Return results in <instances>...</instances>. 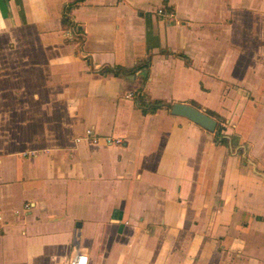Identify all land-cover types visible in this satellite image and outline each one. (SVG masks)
<instances>
[{
	"label": "crops",
	"instance_id": "crops-1",
	"mask_svg": "<svg viewBox=\"0 0 264 264\" xmlns=\"http://www.w3.org/2000/svg\"><path fill=\"white\" fill-rule=\"evenodd\" d=\"M76 254L264 264V0H0V264Z\"/></svg>",
	"mask_w": 264,
	"mask_h": 264
},
{
	"label": "water",
	"instance_id": "water-1",
	"mask_svg": "<svg viewBox=\"0 0 264 264\" xmlns=\"http://www.w3.org/2000/svg\"><path fill=\"white\" fill-rule=\"evenodd\" d=\"M170 112L174 115L186 117L209 131L215 129L216 120L204 110L191 104L174 102L170 107Z\"/></svg>",
	"mask_w": 264,
	"mask_h": 264
},
{
	"label": "built area",
	"instance_id": "built-area-1",
	"mask_svg": "<svg viewBox=\"0 0 264 264\" xmlns=\"http://www.w3.org/2000/svg\"><path fill=\"white\" fill-rule=\"evenodd\" d=\"M157 13L163 17H171L172 16V12L171 11H166L164 10L163 8H158L157 9ZM85 137L91 141V142H96L100 137L96 136L94 133H93V130L92 129H86V132H85ZM105 140L107 142H113V141H119V140H113L111 138H105ZM26 209L29 208V205L26 204L25 206ZM70 264H87V256L86 255H82L79 259L77 258V254L74 255L71 260H70Z\"/></svg>",
	"mask_w": 264,
	"mask_h": 264
},
{
	"label": "trees",
	"instance_id": "trees-1",
	"mask_svg": "<svg viewBox=\"0 0 264 264\" xmlns=\"http://www.w3.org/2000/svg\"><path fill=\"white\" fill-rule=\"evenodd\" d=\"M160 105H162V103L160 102L154 103L153 105L147 106L145 108L143 107V111H155ZM205 112L216 120V125L214 129L215 142L220 144L229 142L227 136L223 132L224 126L221 124L223 122L221 117L210 110H205Z\"/></svg>",
	"mask_w": 264,
	"mask_h": 264
}]
</instances>
